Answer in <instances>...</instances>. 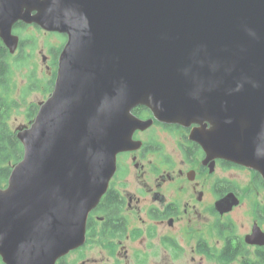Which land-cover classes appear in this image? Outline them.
Segmentation results:
<instances>
[{
    "label": "water",
    "instance_id": "water-1",
    "mask_svg": "<svg viewBox=\"0 0 264 264\" xmlns=\"http://www.w3.org/2000/svg\"><path fill=\"white\" fill-rule=\"evenodd\" d=\"M21 22L66 36L53 89L15 129L22 159L0 188V256L54 264L83 237L117 154L148 125L191 130L210 156L264 181V0H0V40Z\"/></svg>",
    "mask_w": 264,
    "mask_h": 264
},
{
    "label": "flooded vegetation",
    "instance_id": "flooded-vegetation-1",
    "mask_svg": "<svg viewBox=\"0 0 264 264\" xmlns=\"http://www.w3.org/2000/svg\"><path fill=\"white\" fill-rule=\"evenodd\" d=\"M21 24L34 26L18 22L13 31ZM60 36L61 46L42 57L55 77L66 42ZM131 114L148 125L132 133L131 149L117 154L82 239L54 264H264L259 173L210 156L189 138L197 125L159 122L144 106ZM234 172L251 180H237ZM0 264H6L1 256Z\"/></svg>",
    "mask_w": 264,
    "mask_h": 264
},
{
    "label": "rangeland",
    "instance_id": "rangeland-1",
    "mask_svg": "<svg viewBox=\"0 0 264 264\" xmlns=\"http://www.w3.org/2000/svg\"><path fill=\"white\" fill-rule=\"evenodd\" d=\"M13 33L19 38L17 50L9 54L8 62L11 65L10 90L7 99L16 103L9 115L7 124L12 131L19 126L29 124L27 109L31 104L44 102L52 92L51 81L55 70H46L42 61L51 47L61 46L63 37L45 32L37 26L14 28ZM20 58L23 62L16 63ZM57 70V69H56ZM237 180H251L247 173L234 172Z\"/></svg>",
    "mask_w": 264,
    "mask_h": 264
},
{
    "label": "trees",
    "instance_id": "trees-1",
    "mask_svg": "<svg viewBox=\"0 0 264 264\" xmlns=\"http://www.w3.org/2000/svg\"><path fill=\"white\" fill-rule=\"evenodd\" d=\"M24 28L17 25L16 29ZM9 52L0 40V188L7 184L12 167L17 164L23 155V149L16 138L14 131L7 124V118L13 108H17L16 103H11L7 99L10 90V76L12 74L11 65L8 62ZM23 62L20 58L16 63ZM55 74L51 81L53 88ZM38 111V106L31 104L27 109L28 122L32 121Z\"/></svg>",
    "mask_w": 264,
    "mask_h": 264
}]
</instances>
